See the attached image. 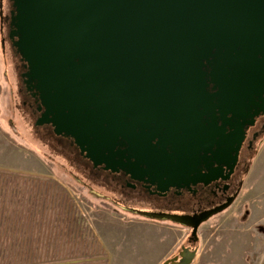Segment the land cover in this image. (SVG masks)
<instances>
[{"label": "water", "instance_id": "obj_1", "mask_svg": "<svg viewBox=\"0 0 264 264\" xmlns=\"http://www.w3.org/2000/svg\"><path fill=\"white\" fill-rule=\"evenodd\" d=\"M11 1L23 78L44 110L36 126L73 138L95 168H145L164 192L215 179L199 175L201 152L216 145L226 167L239 151L243 126L231 119L264 94V0ZM120 140L129 148L116 152ZM235 199L198 216L125 211L199 240V226ZM196 256L184 248L164 264Z\"/></svg>", "mask_w": 264, "mask_h": 264}, {"label": "rangeland", "instance_id": "obj_2", "mask_svg": "<svg viewBox=\"0 0 264 264\" xmlns=\"http://www.w3.org/2000/svg\"><path fill=\"white\" fill-rule=\"evenodd\" d=\"M4 56L0 44V264H154L141 253L151 246L153 225L169 228L173 240L185 236L186 243L189 228L135 216L79 183L101 187L83 176L79 156L63 152L57 136L36 126L22 106L17 71ZM124 205L172 212L162 203ZM198 236L202 259L223 253L211 264H264V139L250 158L237 200L204 223Z\"/></svg>", "mask_w": 264, "mask_h": 264}, {"label": "flooded vegetation", "instance_id": "obj_3", "mask_svg": "<svg viewBox=\"0 0 264 264\" xmlns=\"http://www.w3.org/2000/svg\"><path fill=\"white\" fill-rule=\"evenodd\" d=\"M0 44L4 57H10L17 71L18 91L22 99V106L27 108V111L36 121L41 117L44 110L39 111L40 99L35 89L28 90L26 79L23 75L27 72L26 63L22 61L17 49L14 47L16 37L11 34L13 27L11 25L12 13L14 12L11 0H0ZM210 92H214L208 88ZM247 107L239 114L240 118H228L235 124L240 123L243 126V139L238 152L231 151L228 156L224 157L226 167L219 165L215 156L218 153V148L215 145L211 152H201L199 158L201 163L198 166L199 175L211 176L215 179L210 182L197 181L189 185L180 184L176 186H168L164 192L159 191L158 179H149L143 172L134 169H121L116 171L104 169V165L94 167L93 163L82 154L76 146L73 138L69 136H57L59 141L64 145L63 152L74 154L81 158L83 165L82 173L86 179L97 181L101 187L95 189L87 181L78 179L79 183L84 185L88 192H92L98 198H105L111 204L117 206L121 210L127 209L126 203H148V204H164L171 209L173 214L195 216L211 211L217 207L224 205L230 198L236 196L237 200L243 186V182L248 171L250 158L257 152L258 145L264 139V94L262 98H254V103L251 105L247 102ZM216 116H219L217 114ZM207 120L211 118L205 117ZM219 125L221 121L217 119ZM48 129V132L54 134V129L51 125L37 126ZM234 131V130H233ZM229 127L226 129V135L234 133ZM56 136V135H55ZM45 143V137H37ZM49 147V145H46ZM129 148V145L124 140H120L115 151H124ZM132 153H126L129 155ZM133 161V160H132ZM102 188L103 190H101ZM234 201V202H235ZM232 206V205H231ZM230 206V207H231ZM224 212V211H223ZM216 216V215H215ZM214 217V216H213ZM212 217V218H213ZM211 219V218H210ZM209 219V220H210ZM206 223V222H204ZM202 223L199 228L204 224ZM190 229V228H189ZM192 229L187 242H183L176 253L167 260L178 257L184 248L190 251H195L198 240L191 236ZM198 253V250H197ZM164 261V262H165ZM164 262L162 264H164Z\"/></svg>", "mask_w": 264, "mask_h": 264}, {"label": "crops", "instance_id": "obj_4", "mask_svg": "<svg viewBox=\"0 0 264 264\" xmlns=\"http://www.w3.org/2000/svg\"><path fill=\"white\" fill-rule=\"evenodd\" d=\"M152 224H149L148 226L151 227ZM152 229H155L154 233L152 232V238H150L149 240H151L150 244L151 246L148 247H143L141 250V253L146 256H150L153 257L154 260H152L151 263L154 264H162L167 258L170 257V255L172 253H174L176 250H178V248L182 245V243L185 241V236L180 235L174 238V240L171 238V235L168 233V230H170L169 228H166V226L163 225H153ZM158 229V231H157ZM168 235H166V233ZM161 246V250L159 252L157 251V246ZM144 248H147L146 250H144ZM213 253V252H212ZM237 253V252H236ZM238 254V253H237ZM155 255V256H153ZM223 253H219L217 254H211V261L209 259V261L205 260L204 258L202 259V254H200V252L197 253L196 258L197 259H202V261L200 260V262H198V264H211V262L217 261L219 257H222Z\"/></svg>", "mask_w": 264, "mask_h": 264}]
</instances>
